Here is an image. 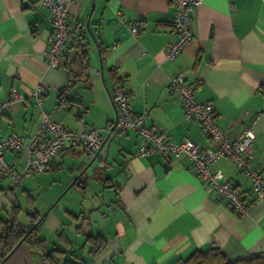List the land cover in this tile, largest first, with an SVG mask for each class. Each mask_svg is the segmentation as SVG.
Masks as SVG:
<instances>
[{
  "label": "crops",
  "instance_id": "crops-1",
  "mask_svg": "<svg viewBox=\"0 0 264 264\" xmlns=\"http://www.w3.org/2000/svg\"><path fill=\"white\" fill-rule=\"evenodd\" d=\"M67 1L70 40L63 58L51 66L44 51L52 27L40 0H0V100L11 87L25 94L1 116L3 135L34 129L39 107L29 92L41 85L42 105L53 119L71 128L95 127L100 138L106 137L104 127L116 113L110 71L128 90L133 110L145 111L147 123L173 142L189 138L202 149L215 146L198 121L183 117L169 87L175 73L193 85L197 100L213 102L215 122L229 138L238 136L247 122L244 115L264 109V0H202L189 21L192 37L172 60L164 56L174 38L170 0ZM91 1L89 25L97 45L90 41L76 47V32ZM134 19L136 35L128 28ZM81 48L87 50L88 69H94L90 74L74 64L73 54ZM252 127L251 164L264 173V116ZM139 143L136 132L127 130L91 151L64 145L45 171L14 184L0 176V218L10 210L9 189L20 206L17 219L27 228V213L40 217L46 211L37 231L44 250L21 241L0 257V264H171L209 244L219 246L229 260L264 253V202L251 198L247 179L231 159L221 157L211 168L242 189L248 203L242 216L206 190L185 157H141ZM3 157L15 172L25 158L10 150ZM87 234L101 237L94 255ZM55 248L64 251L59 262L45 257Z\"/></svg>",
  "mask_w": 264,
  "mask_h": 264
},
{
  "label": "built area",
  "instance_id": "built-area-1",
  "mask_svg": "<svg viewBox=\"0 0 264 264\" xmlns=\"http://www.w3.org/2000/svg\"><path fill=\"white\" fill-rule=\"evenodd\" d=\"M201 1L170 0L174 6L172 19L174 38L166 47L164 54L166 59H174L191 39L192 30L189 21L196 13ZM40 3L48 12L52 27L44 58L49 65L55 66L63 58L70 38L71 28L67 21L68 1L40 0ZM128 28L132 35H136L138 21L132 20ZM169 87L182 107L183 117L199 122L202 132L215 143L213 148L202 149L189 138L179 142L171 141L166 132L147 123L145 111L133 110L130 94L122 86L115 88L111 93L116 113L115 117L104 127L106 140L103 141L95 127L71 128L53 119L51 112L42 105L44 87L37 85L29 92L39 107V120L34 129L26 134L10 132L3 135L0 125V176H9L10 183L14 184L21 177H29L34 173L45 171L49 161L59 153L64 145L83 147L91 151L102 147L110 137L133 130L140 142L137 147L139 156L147 157L156 153L166 159L175 156L185 157L190 169L205 182L206 190L213 191L216 199L224 201L236 211L238 216L247 212L248 205L244 201L242 189L222 180V172L211 168L219 157H229L237 171L248 180L249 195L264 201V173L260 168L251 165L254 142L252 124L260 116H264V110L252 117L244 115V121L247 122L241 133L237 138L229 139L215 122L213 102L197 100L193 94V85L188 83L181 73L169 76ZM24 97L25 94L18 87H11L8 97L0 100V118L7 109L22 101ZM5 150L24 154L25 158L18 172H15L4 159Z\"/></svg>",
  "mask_w": 264,
  "mask_h": 264
},
{
  "label": "trees",
  "instance_id": "trees-1",
  "mask_svg": "<svg viewBox=\"0 0 264 264\" xmlns=\"http://www.w3.org/2000/svg\"><path fill=\"white\" fill-rule=\"evenodd\" d=\"M74 64L77 71L82 69H88L89 67V58L86 51L81 50L73 54ZM72 69H68L67 72H72ZM112 74V82L114 84L113 88H118V79L114 78L115 73L110 71ZM63 89L60 91L62 92ZM260 91L264 96V84L260 86ZM66 100V99H65ZM86 150L83 147H80ZM10 192V210L6 217L0 218V257H5L15 245L22 239V242L28 243L31 247H34L38 250H44V239L40 238L37 234L38 226L41 223V220L38 224L27 233V227L22 225L18 219L17 215L20 212V206L15 200V194L12 189H9ZM39 215L36 212L27 213V218L30 223V226L38 219ZM75 217V216H74ZM87 240L91 243L89 248V253L91 255L96 254L101 246V237L100 236H91L87 234ZM64 251L59 249L49 250L45 257L53 258L54 261L59 262L61 256H63ZM65 264H79L73 261H64ZM80 264H84L81 262ZM171 264H264V253L253 255L248 258H241L236 260H229L221 248L215 244H209L207 246L194 249L186 258H179L173 261Z\"/></svg>",
  "mask_w": 264,
  "mask_h": 264
},
{
  "label": "water",
  "instance_id": "water-1",
  "mask_svg": "<svg viewBox=\"0 0 264 264\" xmlns=\"http://www.w3.org/2000/svg\"><path fill=\"white\" fill-rule=\"evenodd\" d=\"M93 8H94V1H91L90 2V10H89L88 15L86 17V20H85V22L82 25L78 26V31L76 32V37L78 39V41L75 43L76 47L86 46V45H88V43H90V41H92L94 43V45H97L96 37L94 36L93 31H92V29L90 28V25H89V18L91 16ZM81 50H84V51L87 52V50L84 49V48L83 49L81 48ZM98 54H99V51H98ZM91 70H94V69H92V68L88 69V73L89 74L92 73ZM99 73H100V75L102 74L101 67H100ZM105 140H106V137L103 138V141H105ZM95 157H96V153L92 156V158L80 170V172L78 173L79 175L81 173H83L89 167V165L91 164V162L94 160ZM55 203H56V201H54L52 206ZM45 213H46V211L44 213H42V215H40V217L27 229V233L30 230H32L38 224V222L41 220V218L44 216ZM21 241H22V239L16 245H18ZM8 254L6 256H8ZM6 256L3 257V259L6 258Z\"/></svg>",
  "mask_w": 264,
  "mask_h": 264
},
{
  "label": "rangeland",
  "instance_id": "rangeland-1",
  "mask_svg": "<svg viewBox=\"0 0 264 264\" xmlns=\"http://www.w3.org/2000/svg\"><path fill=\"white\" fill-rule=\"evenodd\" d=\"M71 33V32H70ZM69 40H70V38H69ZM69 42V41H68ZM189 42V41H188ZM68 44V43H67ZM66 48H67V45H66ZM67 50V49H66ZM65 53H66V51H65ZM65 53H64V55H65ZM115 89V88H114ZM113 89V90H114ZM112 90V91H113ZM112 91L110 92V97H111V93H112ZM112 99V98H111ZM264 110V109H263ZM135 111V110H134ZM260 111H262V110H260ZM138 112V111H137ZM140 112V111H139ZM259 112V111H258ZM258 112H256L254 115H256ZM253 115V116H254ZM261 117V116H260ZM255 123V122H254ZM253 123V124H254ZM217 124V123H216ZM253 124H252V126H253ZM219 127V126H218ZM220 128V127H219ZM221 129V128H220ZM242 129H243V127H242ZM242 129H241V131H242ZM252 130H253V127H252ZM221 131H222V129H221ZM241 131L239 132V134L241 133ZM223 132V131H222ZM224 133V132H223ZM253 133H254V131H253ZM225 134V133H224ZM239 134H238V136H239ZM226 135V134H225ZM227 136V135H226ZM237 136V137H238ZM228 137V136H227ZM237 137H235V138H237ZM229 138V137H228ZM235 138H229V139H235ZM254 139H255V133H254ZM254 143V142H253ZM252 147H253V145H252ZM252 155H253V153H252ZM222 157H227V156H222ZM219 158H221V157H219ZM218 158V159H219ZM229 158V157H228ZM253 158V157H252ZM230 159V158H229ZM251 161H252V159H251ZM233 162V161H232ZM252 165V164H251ZM235 166V165H234ZM236 168V167H235ZM220 170V169H219ZM221 171V170H220ZM239 173V172H238ZM243 176V175H242ZM244 177V176H243ZM222 180H225V179H223V174H222ZM225 181H228V180H225ZM248 181V180H247ZM228 182H230V181H228ZM230 183H232V182H230ZM233 184V183H232ZM233 186L234 187H236L234 184H233ZM248 189H249V182H248ZM67 197H69V196H67ZM214 198H216V197H214ZM244 198V197H243ZM252 198V197H251ZM252 199H258V198H252ZM259 200H262V199H259ZM55 201L57 202V200L55 199ZM263 201V200H262ZM264 202V201H263ZM226 204V203H225ZM248 204V203H247ZM229 206V205H228Z\"/></svg>",
  "mask_w": 264,
  "mask_h": 264
},
{
  "label": "bare ground",
  "instance_id": "bare-ground-1",
  "mask_svg": "<svg viewBox=\"0 0 264 264\" xmlns=\"http://www.w3.org/2000/svg\"><path fill=\"white\" fill-rule=\"evenodd\" d=\"M58 64V63H57Z\"/></svg>",
  "mask_w": 264,
  "mask_h": 264
}]
</instances>
